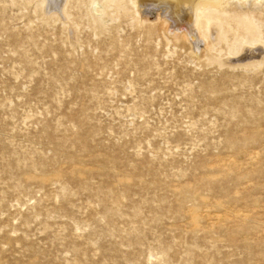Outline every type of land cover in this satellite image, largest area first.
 Segmentation results:
<instances>
[{
	"label": "rangeland",
	"instance_id": "374dc122",
	"mask_svg": "<svg viewBox=\"0 0 264 264\" xmlns=\"http://www.w3.org/2000/svg\"><path fill=\"white\" fill-rule=\"evenodd\" d=\"M88 5L0 0V264H264V58Z\"/></svg>",
	"mask_w": 264,
	"mask_h": 264
},
{
	"label": "bare ground",
	"instance_id": "6f19581e",
	"mask_svg": "<svg viewBox=\"0 0 264 264\" xmlns=\"http://www.w3.org/2000/svg\"><path fill=\"white\" fill-rule=\"evenodd\" d=\"M79 0H39V4L42 10L43 16L55 17L59 19H69L68 5L70 3H77ZM90 18L92 22H107V20L113 18V13L119 14L125 8V4H129L130 7L136 12V18L140 22H146L143 20L138 5L143 8L144 14H149V10L163 7V15L158 16V20L166 23L171 32L174 33L176 39L180 36H186V33L195 36L194 46L198 50L202 48V43L213 37V39H219L225 37L228 32L227 29H231L232 25L236 28L237 36L235 42L240 40L239 46L235 48L234 54H238L245 47L244 45L250 44L251 47H247L244 50V54H239L242 62H249V64L256 65L258 58H264V54L260 53L264 51V39L261 37L260 24L264 23V7L262 9H245L244 4L248 0H88ZM259 3L264 5V0H258ZM257 1V2H258ZM237 2L240 3L238 7ZM256 2V1H255ZM253 3V2H252ZM94 5L100 9L99 13L94 9ZM248 6H251L248 4ZM112 7L110 11L108 8ZM44 18V19H45ZM65 20V21H66ZM45 21V20H44ZM62 21V20H61ZM63 22V21H62ZM166 29V27H165ZM196 33H195V31ZM229 29V30H230ZM239 32V34H238ZM211 35V36H210ZM189 37V38H190ZM194 39V37H193ZM212 39V40H213ZM211 40V39H210ZM211 40V41H212ZM210 41V42H211ZM192 42V40H190ZM213 42V41H212ZM211 42V43H212ZM216 43V42H215ZM213 44V43H212ZM192 46V45H191ZM235 45H233L234 47ZM193 47V46H192ZM206 52V50H205ZM208 53V52H206ZM207 57V56H206ZM235 58V57H234ZM233 58V59H234ZM208 59V58H207ZM237 61V58L234 59ZM261 60V59H260ZM222 61V60H221ZM225 62L229 61L224 60ZM262 63L264 62L261 61ZM223 63V61H222ZM243 63V64H244ZM226 64V63H224ZM233 64V63H232ZM242 64V65H243ZM244 64V65H245Z\"/></svg>",
	"mask_w": 264,
	"mask_h": 264
}]
</instances>
